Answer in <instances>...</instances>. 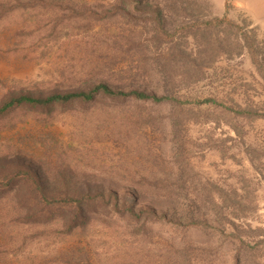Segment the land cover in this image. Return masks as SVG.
<instances>
[{
  "label": "rangeland",
  "instance_id": "374dc122",
  "mask_svg": "<svg viewBox=\"0 0 264 264\" xmlns=\"http://www.w3.org/2000/svg\"><path fill=\"white\" fill-rule=\"evenodd\" d=\"M119 4L8 1L0 18V102L11 91L50 93L104 81L171 94L185 104L19 107L0 116V151L20 148L53 166L63 154L76 178L92 175L121 193L132 178L166 175L170 214L204 223L178 229L164 220L94 214L74 235L54 242L38 237L28 253L48 256L54 249V257L113 264L136 249L162 253L175 237L204 252L192 264H235L237 257L241 264H264V0H144L142 13L129 3L137 15L131 22L115 10ZM158 8L171 36L151 18ZM208 22L222 24L197 38ZM229 24L239 27L238 35H228ZM138 112L155 125L131 131ZM115 115L124 143L106 137ZM109 168L117 183L105 178ZM41 222L32 233H67L58 230L61 224Z\"/></svg>",
  "mask_w": 264,
  "mask_h": 264
},
{
  "label": "trees",
  "instance_id": "16d2710c",
  "mask_svg": "<svg viewBox=\"0 0 264 264\" xmlns=\"http://www.w3.org/2000/svg\"><path fill=\"white\" fill-rule=\"evenodd\" d=\"M8 1L12 2V0H0V18L9 9L6 8ZM133 2L137 8L136 12L142 13L140 8H143L144 0H119L120 4L115 9L121 8L118 11L122 12L127 22L137 20V15L128 8L129 3ZM151 16L156 21L157 29L162 34L171 36L165 28L162 10L156 9ZM221 24V22H208L204 29L195 34L197 38H200L199 35L207 34L208 30ZM238 31L239 27L235 24L228 25V35L232 32L238 35ZM26 32L28 31L23 30L21 33ZM207 62H203V66L211 63V61ZM128 102L153 105L170 102L177 107L185 104V101L171 94H159L138 88L125 89L101 81L89 84L86 88L50 93L11 91L0 102V116L19 107L26 108L28 111H51L58 105H73L82 109H90L93 104L114 107V105ZM204 102L212 103L214 100L206 99ZM140 113H133L135 119L129 122L132 126L131 131L135 130L133 128L135 125L138 127L147 126V124L155 125V120L151 119L150 114L140 117ZM241 113L248 116L255 114L249 110H242ZM113 119L115 120L114 125L111 128H104L109 129L106 137L116 142H126L124 133L120 129V118L115 115ZM177 123V121L173 122L176 128ZM96 132H101V130L97 129ZM127 144L129 145L128 142ZM57 160L53 166L47 165L45 161L35 158L20 148L13 151H0V264H82L79 259L54 257L52 255L54 249L49 252L48 256L31 254L28 250L38 237V241H42L45 237L54 242L74 235L75 233L72 232L92 219L94 214L103 213L109 217L135 223L143 217L164 220L178 229L204 223L195 219L185 221L182 217L170 214L168 208L174 207L170 199L172 194L166 190L169 185L162 184L168 177L166 175L160 177L158 174L153 176L142 174L139 178L130 179L128 189L121 193L116 189H109L103 182L94 179L92 175L83 181L81 178H76L75 169L67 164L63 154H59ZM159 167L163 170L161 165ZM104 172L107 173L106 179L117 183L118 178L114 168L106 169ZM41 220L50 225L61 224L58 230L67 233H32L37 232V224L42 223ZM17 224L27 225L28 229L20 226L13 227ZM241 241L245 243L244 240L241 239ZM194 246L192 240L179 242L174 237L172 241H168L167 248H164L162 253H155V247H151L147 253L136 249V253L127 260L122 259L119 263L114 262L113 264H192L193 257L199 259L204 253ZM87 264L92 263L88 261ZM235 264H241L239 257L236 258Z\"/></svg>",
  "mask_w": 264,
  "mask_h": 264
}]
</instances>
